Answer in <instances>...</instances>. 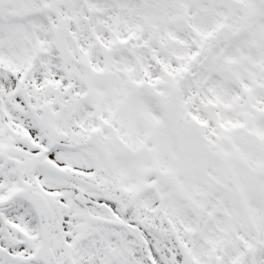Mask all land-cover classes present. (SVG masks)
I'll return each instance as SVG.
<instances>
[{"label": "snow or ice", "instance_id": "1", "mask_svg": "<svg viewBox=\"0 0 264 264\" xmlns=\"http://www.w3.org/2000/svg\"><path fill=\"white\" fill-rule=\"evenodd\" d=\"M0 264H264V0H0Z\"/></svg>", "mask_w": 264, "mask_h": 264}]
</instances>
